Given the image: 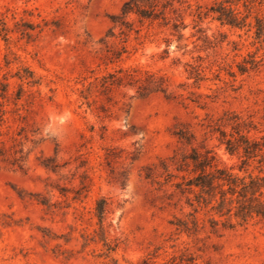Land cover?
Wrapping results in <instances>:
<instances>
[{
  "label": "rangeland",
  "instance_id": "374dc122",
  "mask_svg": "<svg viewBox=\"0 0 264 264\" xmlns=\"http://www.w3.org/2000/svg\"><path fill=\"white\" fill-rule=\"evenodd\" d=\"M126 1L0 0V264H264V219L213 231L225 218L177 187L194 150L264 176L225 143L236 121L264 137V0H170L167 23L115 26ZM196 207V232L171 223Z\"/></svg>",
  "mask_w": 264,
  "mask_h": 264
},
{
  "label": "trees",
  "instance_id": "16d2710c",
  "mask_svg": "<svg viewBox=\"0 0 264 264\" xmlns=\"http://www.w3.org/2000/svg\"><path fill=\"white\" fill-rule=\"evenodd\" d=\"M168 7L174 10L173 2H170V0H127L122 7L121 14L111 16V21L115 26L130 27L131 24L126 20V17L130 14H136L141 19H162L167 23L166 10ZM216 11L219 13L218 19L232 26H243L246 21V17L240 16L239 12L232 7L225 6L223 3ZM256 19L257 37L262 38L264 42V21L259 17ZM174 27L177 26L174 25ZM7 32L8 28L5 22L0 19V34L6 37ZM130 75L134 76L133 74ZM240 126L241 122L236 121L235 128H238V136L234 137L232 135L227 138L225 140L226 148L232 153L242 151L244 159L241 168H244L249 164L250 159L257 156H261L260 161H264V137L261 141L252 138L248 134L240 132ZM0 158L7 160L6 151L1 148ZM186 158L190 159L194 166V175L190 177L183 176V180L177 183V187H180L183 191L194 193L198 206H211V210L215 214L225 218L224 221L215 217L210 218L213 231L218 230L219 224L224 227H232L234 217L241 222H247L256 217L264 219L263 175H253L251 173L248 176L236 175L227 168L216 166L213 162V156L202 154L196 150ZM106 204L105 198H101L97 202V215L101 222L106 212ZM197 211L198 207L195 208L194 213H190L191 218H177L176 222L172 221L171 223L176 225L180 231L196 232L199 228ZM166 264H195V262L193 258L185 260L182 258L180 262L173 259Z\"/></svg>",
  "mask_w": 264,
  "mask_h": 264
}]
</instances>
